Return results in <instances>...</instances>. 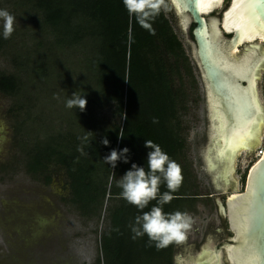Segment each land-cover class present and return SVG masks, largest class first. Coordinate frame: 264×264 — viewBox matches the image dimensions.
<instances>
[{
  "label": "rangeland",
  "instance_id": "374dc122",
  "mask_svg": "<svg viewBox=\"0 0 264 264\" xmlns=\"http://www.w3.org/2000/svg\"><path fill=\"white\" fill-rule=\"evenodd\" d=\"M230 5L231 0H225L206 16L222 20ZM0 9H7L16 18L9 39L3 38L0 21V76L15 75L21 84L15 94L0 91V264H153L142 257L133 260L129 252L120 254L121 261L115 254L106 256V234L112 226L110 203L99 208L92 205L84 215L71 201L67 176L60 165L51 163L39 173L31 172L28 166L31 149L39 140L58 132L70 136L79 130L75 107L65 105L73 93L82 90L80 80L86 72L82 64L84 68L89 65L86 57L93 51L92 45H53L54 37L42 13L33 10L28 0H0ZM258 43L264 54L262 41L242 45L237 53ZM183 45L192 74L185 75L187 97L180 118L187 162L196 175V186L188 184L192 186L189 193L198 198L196 210L189 212L192 223L186 238L175 244L172 264H193L208 244L217 248L223 239L235 236L229 219H222L217 201L221 196L227 204L233 191L215 187L202 174L208 142L205 91L197 66ZM259 89L264 103V69L260 71ZM96 115L112 124L124 121V116L116 118L111 105L101 107ZM258 157L257 148L239 155L234 172L236 191L244 190ZM219 248L223 249L222 264H231L225 247Z\"/></svg>",
  "mask_w": 264,
  "mask_h": 264
},
{
  "label": "trees",
  "instance_id": "16d2710c",
  "mask_svg": "<svg viewBox=\"0 0 264 264\" xmlns=\"http://www.w3.org/2000/svg\"><path fill=\"white\" fill-rule=\"evenodd\" d=\"M40 11L54 37L53 45L66 48L89 43V65L82 64L83 80L79 95L88 103L81 112L74 108L79 130L70 136L64 132L39 140L31 149L29 169L39 173L51 163L64 170L72 191L71 201L86 215L85 209L110 203L112 226L106 234L107 253L129 252L133 260L150 259L153 264H172L174 241L158 250L145 234L133 239L130 224L137 215L150 211L152 200L141 211L124 200L117 181L132 163L148 171L145 140L158 144L182 169V183L172 192L173 199L163 205L165 213L192 212L198 197L189 193L196 175L187 162V143L183 137L180 114L186 101L185 75L192 74L190 58L182 40L165 11L155 17V35L130 18L123 0H28ZM8 43V41H5ZM2 39L0 37V49ZM51 49L55 50L53 46ZM46 68V67H45ZM179 79V85L177 84ZM21 84L15 75L0 76V91L15 94ZM111 105L114 114L124 121L113 124L97 119L101 107ZM126 117V118H125ZM153 118L158 123H153ZM123 138H118L119 134ZM87 136L88 139L83 138ZM107 138L109 145L101 143ZM129 148V162L118 161L115 169L103 160L112 149ZM105 172V175L102 173ZM189 188V189H188ZM169 191L160 184L159 196ZM117 263L116 261H113ZM100 264V263H99Z\"/></svg>",
  "mask_w": 264,
  "mask_h": 264
},
{
  "label": "water",
  "instance_id": "95a60500",
  "mask_svg": "<svg viewBox=\"0 0 264 264\" xmlns=\"http://www.w3.org/2000/svg\"><path fill=\"white\" fill-rule=\"evenodd\" d=\"M168 3L169 10L165 13L190 52L205 91L208 142L202 174L215 187L233 191L227 204L221 196L217 201L235 236L223 239L216 250L224 246L231 264H264V150L252 165L243 191H236L234 178L239 153L257 148L264 132V103L256 89H251L264 69L261 43L257 47L247 45L250 47L234 53L236 47L264 37V0H231L223 21L205 14L221 2L175 0L173 4L168 0ZM238 136H243L240 143L248 147L238 150L232 147ZM208 259L202 255L197 261L208 264Z\"/></svg>",
  "mask_w": 264,
  "mask_h": 264
},
{
  "label": "clouds",
  "instance_id": "9594fccd",
  "mask_svg": "<svg viewBox=\"0 0 264 264\" xmlns=\"http://www.w3.org/2000/svg\"><path fill=\"white\" fill-rule=\"evenodd\" d=\"M171 2L174 4L175 0H171ZM123 4L129 17H135L137 23L152 35H155V30L151 21L161 11L169 10L168 0H123ZM0 21H2V36L4 39H9L15 30L16 18L7 9H0ZM87 103L85 96L73 93L71 98L67 99L65 106L69 109L75 107L83 112L86 110ZM152 122L158 123V120L153 118ZM118 138L122 139L123 134H119ZM83 139L87 140L88 137L85 136ZM101 143L108 146L109 140L104 138ZM144 147L149 149L146 157L148 171L143 166L132 163L131 168L117 181V186L122 189L121 197L141 211L150 201L157 200V205H154L150 211H142V215L135 217L134 223L130 224V228L134 234L133 239L146 234L149 241L155 242L156 248L160 250L168 247L174 241H183L186 238L187 230L191 227L192 218L187 212L179 210L173 213L163 211V205L173 199L171 193L175 192L182 183V169L175 160L170 159L168 154L153 141L145 140ZM129 151L127 147L119 151L112 149L103 160L112 169H115L118 161L129 162ZM162 182L166 183L169 191L164 192L157 199Z\"/></svg>",
  "mask_w": 264,
  "mask_h": 264
},
{
  "label": "bare ground",
  "instance_id": "6f19581e",
  "mask_svg": "<svg viewBox=\"0 0 264 264\" xmlns=\"http://www.w3.org/2000/svg\"><path fill=\"white\" fill-rule=\"evenodd\" d=\"M225 2V0H222L221 1V3L219 4V6H221L223 3ZM218 6V7H219ZM214 10V9H213ZM212 11V10H211ZM210 11V12H211ZM210 12H207V13H205V14H209ZM223 21V20H222ZM226 30V29H225ZM220 31H221V29H220ZM256 39V38H255ZM263 39L262 38H259L258 39V41H262ZM239 51V47H236L235 49H234V53H237ZM255 89H256V93H257V95H258V97L260 96V98H261V94H260V89H259V81H258V79H256V82H255ZM261 144H263L262 146H260ZM249 150H251V149H244V150H242L240 153H239V155H241V154H245V153H247ZM262 150H264V132H263V135H262V139H261V143L259 144V146L257 147V153H258V159L256 160V162L259 160V158H260V154H261V152H262ZM239 155H238V157H239ZM238 157H237V159H238ZM236 159V163H237V160ZM236 167H237V164L235 165V169H236ZM222 252L223 251H221V250H216V248H213V247H211L209 244L207 245V247L201 252V254H200V256L199 257H201L202 255H207L208 256V258H209V264H222ZM226 253H227V250H226ZM193 264H201V262H198L197 261V259H194L193 260Z\"/></svg>",
  "mask_w": 264,
  "mask_h": 264
},
{
  "label": "snow or ice",
  "instance_id": "6c2138e0",
  "mask_svg": "<svg viewBox=\"0 0 264 264\" xmlns=\"http://www.w3.org/2000/svg\"><path fill=\"white\" fill-rule=\"evenodd\" d=\"M207 3H216V4H219L221 2V0H206ZM262 28H264V26H262ZM253 35H255V33H253ZM262 39H264V37H261ZM258 78V77H257ZM251 89H255V83H252L251 84ZM257 108L259 107L258 105V102H257ZM246 134V133H245ZM243 139V136H238L237 137V140H236V143L234 145H232V147L234 149H239L241 147H248V145H245V144H241L240 141Z\"/></svg>",
  "mask_w": 264,
  "mask_h": 264
},
{
  "label": "flooded vegetation",
  "instance_id": "af4514ba",
  "mask_svg": "<svg viewBox=\"0 0 264 264\" xmlns=\"http://www.w3.org/2000/svg\"><path fill=\"white\" fill-rule=\"evenodd\" d=\"M66 183H67V185H68V187L67 188H70V185H69V183H68V179H66ZM70 198H72V191H71V188H70ZM222 215V214H221ZM227 218V217H226ZM226 218H224L223 216H222V219H226ZM204 249V248H203ZM203 251V250H202ZM221 251H223V249H221ZM200 254H201V252H200Z\"/></svg>",
  "mask_w": 264,
  "mask_h": 264
}]
</instances>
